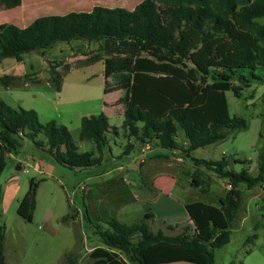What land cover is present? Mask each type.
I'll list each match as a JSON object with an SVG mask.
<instances>
[{"label":"trees","instance_id":"1","mask_svg":"<svg viewBox=\"0 0 264 264\" xmlns=\"http://www.w3.org/2000/svg\"><path fill=\"white\" fill-rule=\"evenodd\" d=\"M22 1L0 0V9L17 8ZM85 40H106L108 46L127 40L136 43L133 55L104 60L105 77H119L118 84L127 85L122 95L125 109L121 129L129 140L134 137L142 144L155 142L167 151L184 153L198 167L191 176L195 188L208 190L209 181L201 177L200 167L232 185L219 206L203 202L185 205L193 228L165 222L166 230H155L153 213L131 225L107 220L108 228L98 226L94 232L101 245L90 252L91 264H148L143 256L146 250L174 245L202 250L207 264H215L216 250L231 242L232 226L243 203L241 187L252 190L264 183V154L254 176L249 169H232L231 160L225 156L208 160L193 153L224 141L231 132L246 126L245 119L231 116L226 92L240 97L242 88L235 86V79L250 82L259 77L256 71L260 68L264 75V0H143L132 10L96 5L89 11L40 16L26 27L2 24L0 62L6 58L23 61L31 52ZM50 75V85L61 92L64 75L57 69ZM8 79L11 76H3L1 83L10 86ZM106 85L108 88V82ZM111 131L119 135L120 128L111 126L104 112L84 116L80 138L93 141L100 154L81 152L66 125L55 120L43 123L36 110L14 108L0 97V178L7 160L19 153L25 139L33 140L62 167L100 166ZM179 135L185 141L180 142ZM40 136L44 139L39 140ZM133 149L134 143L129 142L126 154ZM38 188L39 182L33 178L19 203L18 214L28 221L37 208ZM2 201L0 185V207ZM178 229L180 232L169 233ZM4 237L0 225V264L6 263ZM77 260L73 253L66 256V264H77Z\"/></svg>","mask_w":264,"mask_h":264},{"label":"rangeland","instance_id":"2","mask_svg":"<svg viewBox=\"0 0 264 264\" xmlns=\"http://www.w3.org/2000/svg\"><path fill=\"white\" fill-rule=\"evenodd\" d=\"M133 1L24 0L22 11L0 9L2 14L5 12L0 17L8 18L7 24L25 26L44 15L89 11L96 5L131 8L129 3ZM259 22L262 24L263 20ZM135 45L131 40L112 42L110 46L106 40L72 41L59 43L45 52H31L23 61L6 58L0 62V97L14 108L36 110L43 123L55 120L67 124L81 152L100 154L93 141L80 138L81 113L99 114L105 104L111 115V126L120 128L119 135L113 131L108 133L109 143L103 149L104 162L100 166L62 167L31 139H25L19 153L14 155L16 158L9 157L0 178L5 264H66V256L72 253L78 256L77 264H89L92 262L90 252L101 245L94 233L96 227L108 228L107 220L116 219L131 225L148 211H154L157 216L154 229L166 230L167 220L180 225L186 221L184 204H218L219 197L227 193L228 181L217 174L213 182L210 181L211 191L193 187L191 176L197 170L184 153L163 151L155 142L142 144L133 137L135 147L126 154L130 140L121 126L125 109L122 95L127 85H119V77L111 78L110 95L103 104L105 84L101 62L114 55H133ZM97 56L101 60H96ZM72 68L79 69L69 72ZM52 69L63 75L68 73L67 78L64 77L66 91L61 95L46 84ZM256 72L259 77L250 82L235 79V86L242 88L240 97L232 91L226 92L231 116L245 119L246 126L231 132L220 143L196 150V158L220 160L225 156L231 160L235 171L249 169L252 175H258L260 156L264 154V75L261 68ZM5 75L11 76L7 80L10 86L1 83ZM83 97H88L89 101L79 102ZM74 100L77 103H69ZM178 138L180 142L185 140L183 135ZM17 159L25 162L26 169L17 168ZM159 175L165 176L158 178ZM172 175L179 178L177 185ZM33 178L39 182L37 208L32 221H28L18 214V207ZM17 186V198L8 204ZM241 189L243 203L232 226L231 242L216 250L215 264H264V183L252 190L246 186ZM177 232L180 229L169 231ZM143 256L148 264H175L176 259L177 264H207L202 250L182 249L176 245L171 248L153 246Z\"/></svg>","mask_w":264,"mask_h":264},{"label":"crops","instance_id":"3","mask_svg":"<svg viewBox=\"0 0 264 264\" xmlns=\"http://www.w3.org/2000/svg\"><path fill=\"white\" fill-rule=\"evenodd\" d=\"M143 0H134L133 2H130L129 4V6L131 7V8H127V9H129V10H132V9H134V7L138 4V3H140V2H142ZM23 2H24V0L22 1V4H23ZM22 4H21V6H19V7H17V8H14V9H18V10H20V11H22L21 10V7H22ZM9 10H13V9H9ZM3 11V10H2ZM3 12H0V15H4L5 14V12H4V14H2ZM18 20H21V17L18 19ZM7 21H8V18H3V17H0V25H2V24H7ZM8 24H10V23H8ZM30 24V23H29ZM29 24H27V25H25V26H19V27H26V26H28ZM17 25V24H16ZM101 64L104 66V68L101 70V73H102V79H103V82H104V84H105V86H104V89H105V92H104V96H103V104L108 100L107 99V97L110 95V93H108V91H109V89L106 87L107 85H106V83L108 82V86L110 85L109 83V81H110V79L111 78H113V77H109V78H106L105 77V64H104V62H101ZM90 65H92V64H90ZM88 66V65H87ZM83 68H86V66L85 67H83ZM83 68H81V69H83ZM74 69H79V68H72L69 72H71V71H73ZM67 74L68 73H66L65 75H64V77L65 78H67ZM46 84H48L49 85V87H52L51 85H50V83L49 82H47ZM66 82H64V78H63V86H62V91L61 92H57L58 94H63V93H65V91H66ZM70 87V86H69ZM73 87L71 86V89H72ZM79 102H83V101H89V98L88 97H83L82 99H80V100H78ZM70 102H72V103H77V101H69V103ZM102 112H104L108 117H109V119H111V115L109 114V112H108V109H107V106L104 104V105H102ZM38 114H39V117H40V113L38 112ZM124 114V113H123ZM123 114H122V116H123ZM90 115H94V114H92V113H81L80 114V119L82 120V118L84 117V116H90ZM61 124H64V125H66L67 126V124H65V123H61ZM69 128V127H68ZM185 141V140H184ZM129 142H131V143H133L131 140L130 141H128V143ZM217 144V143H216ZM78 145V144H77ZM79 146V145H78ZM134 147H135V145H134ZM79 148H80V146H79ZM205 148V147H204ZM163 151H167V150H163ZM168 152V151H167ZM193 155H194V153H193ZM11 157H14V158H16L14 155H12ZM209 158V157H208ZM208 158H204V159H208ZM208 160H215V159H211V158H209ZM17 162H18V164H17V168L19 169V170H23L24 168H25V162L24 161H22L21 159H17ZM103 162H104V160H103ZM122 167H124V166H122ZM36 168V167H35ZM195 168H196V170L198 169V167L197 166H195ZM26 169V168H25ZM200 170H202V175H201V177L203 178V179H205V180H209V185H208V191H211L210 190V188H211V183H210V181L211 182H213V180H214V177L216 176V173L215 172H213V171H209V170H207V169H205V168H203V167H200ZM205 175V176H204ZM162 176H165V175H159L158 176V178H160V177H162ZM168 178H170V177H168ZM171 179H172V181H174V183L177 185V183H179L180 182V180H179V178L178 177H174V175H172L171 176ZM225 188H226V191H228L229 189L227 188V186L225 185ZM155 189H158V190H160L159 188H157V187H155ZM18 190H19V186H17V187H15L13 190H12V193L10 194V197H9V203L8 204H11L16 198H17V195H18ZM226 195V193L224 194V195H222V196H220L219 197V203H220V199L222 198V197H224ZM37 196H38V193H37ZM219 203L218 204H211V205H214V206H219ZM4 204V203H3ZM186 204H188V203H186ZM186 204H184V208H185V205ZM185 210H186V208H185ZM36 212V211H35ZM186 212H187V210H186ZM147 213H153L154 215H155V218L157 217L156 216V214L154 213V211H148ZM146 213V214H147ZM169 221V222H168ZM51 222V221H50ZM166 222H168L169 224H175V223H172L170 220H167ZM186 225H189V226H191L192 225V222L190 221V218H189V215H188V213H187V216H186V221L184 222V223H182L181 224V226H186ZM91 259V258H90ZM173 259V258H172ZM92 262H93V260H92ZM92 262H90L89 264H91ZM179 262V260H175V264H177Z\"/></svg>","mask_w":264,"mask_h":264},{"label":"built area","instance_id":"4","mask_svg":"<svg viewBox=\"0 0 264 264\" xmlns=\"http://www.w3.org/2000/svg\"><path fill=\"white\" fill-rule=\"evenodd\" d=\"M227 188L230 190V189H232V185L229 183V182H227Z\"/></svg>","mask_w":264,"mask_h":264}]
</instances>
